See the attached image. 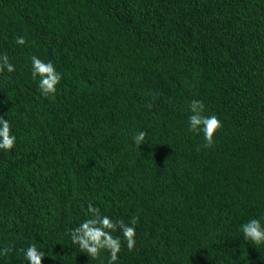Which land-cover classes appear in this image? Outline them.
Segmentation results:
<instances>
[{
  "label": "trees",
  "instance_id": "obj_1",
  "mask_svg": "<svg viewBox=\"0 0 264 264\" xmlns=\"http://www.w3.org/2000/svg\"><path fill=\"white\" fill-rule=\"evenodd\" d=\"M0 55L17 137L0 150V264H30V244L41 264H107L71 239L89 203L118 264H264L240 231L264 224V0H0ZM33 55L61 73L54 96ZM193 100L221 121L211 146L189 130Z\"/></svg>",
  "mask_w": 264,
  "mask_h": 264
},
{
  "label": "clouds",
  "instance_id": "obj_2",
  "mask_svg": "<svg viewBox=\"0 0 264 264\" xmlns=\"http://www.w3.org/2000/svg\"><path fill=\"white\" fill-rule=\"evenodd\" d=\"M17 45H24V37L16 38ZM12 73L15 66L9 61L7 55H0V72ZM31 76L37 80V87L44 97L54 96L57 86L61 81V73L56 70L53 63L45 62L33 55L31 57ZM190 115L188 117L189 130L202 134L205 146H211L214 142V134L221 127V121L216 115H204L205 105L198 100L191 101L189 105ZM145 133L139 131L132 140L139 146L145 141ZM17 137L13 134L9 120L0 118V150L10 151L16 144ZM91 216V218H89ZM122 232L123 240L129 250L135 246V220L125 224L123 220L118 221ZM112 218L103 214L99 207H92L88 204L85 218L71 233L73 243H78L81 250H85L93 258H97L101 252L108 253L107 264H118V253L122 247L120 236H114L115 230ZM240 231L245 240L251 241L254 245H264V224L260 218H252L240 225ZM11 250V247H8ZM8 251L0 247V255L6 256ZM24 259L30 264H41L44 253L37 251L35 244H30L23 250Z\"/></svg>",
  "mask_w": 264,
  "mask_h": 264
}]
</instances>
